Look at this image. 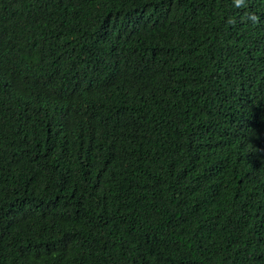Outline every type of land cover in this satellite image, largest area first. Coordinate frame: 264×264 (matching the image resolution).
<instances>
[{
	"label": "trees",
	"instance_id": "1",
	"mask_svg": "<svg viewBox=\"0 0 264 264\" xmlns=\"http://www.w3.org/2000/svg\"><path fill=\"white\" fill-rule=\"evenodd\" d=\"M0 264H264V0H0Z\"/></svg>",
	"mask_w": 264,
	"mask_h": 264
}]
</instances>
